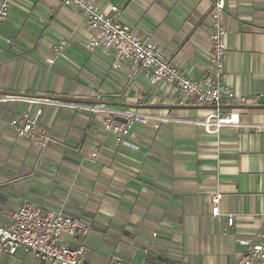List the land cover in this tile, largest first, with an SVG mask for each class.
<instances>
[{
	"label": "crops",
	"instance_id": "crops-1",
	"mask_svg": "<svg viewBox=\"0 0 264 264\" xmlns=\"http://www.w3.org/2000/svg\"><path fill=\"white\" fill-rule=\"evenodd\" d=\"M95 1L185 76L204 80L214 0ZM219 22L220 87L234 98L218 116L229 121L207 123L211 109L142 74L130 79L126 62L113 70L101 47L89 52L86 19L62 0H10L0 24V97L16 99L0 101V227L29 202L89 227L58 242L81 248L88 264H234L241 240L264 235V0H225ZM60 41L68 47L54 53ZM95 106L105 111L93 114ZM127 112L148 122L117 143L102 121ZM23 114L47 134L45 149L18 136ZM212 192L221 195L218 218ZM0 264L48 263L18 252L1 253Z\"/></svg>",
	"mask_w": 264,
	"mask_h": 264
},
{
	"label": "built area",
	"instance_id": "built-area-1",
	"mask_svg": "<svg viewBox=\"0 0 264 264\" xmlns=\"http://www.w3.org/2000/svg\"><path fill=\"white\" fill-rule=\"evenodd\" d=\"M64 6H71L78 10L86 19L91 34L85 44V48L92 52L96 48H103L113 60L111 68L120 69L122 63L129 65L128 77L134 78L142 74L151 82H162L178 90L186 101L197 108H209L212 117L206 120H229L219 119L220 109L226 101L234 98L230 89L222 90L220 87L224 72V57L226 51V32L219 22L220 14L224 10L225 0H214L209 11V18L213 31L210 34L212 54L211 66L207 68L202 82L192 80L185 76L180 69L161 54L154 43L142 38L128 25L120 23L117 18L99 11L95 0H62ZM10 0L0 1V24L7 16ZM115 13L117 8L110 7ZM68 47L63 41L52 46L54 53H58ZM16 99L13 96L0 97L2 100ZM241 103L244 99H240ZM93 114L103 110L101 106L91 108ZM148 118L135 112L122 114L108 113L103 121L104 133L111 135L119 143L128 136L136 124H146ZM158 125H154L157 128ZM19 137L28 139L32 144L45 149L50 140L46 133L34 126L26 114L20 118V126L17 128ZM96 154L93 153L92 157ZM221 195L212 192L210 195L213 218L220 217L219 204ZM228 226L233 223V217L226 219ZM89 227L82 221L65 216L60 211L44 209L34 203H23L12 215L8 225L0 227V254L15 256L18 252L31 254L36 260L48 264H88L82 259V249H71L59 244L63 236L71 238H83L88 234ZM240 245L244 252L234 264H264V235H256L252 239L241 240ZM107 264H133L120 259L110 260ZM146 264V263H142Z\"/></svg>",
	"mask_w": 264,
	"mask_h": 264
}]
</instances>
